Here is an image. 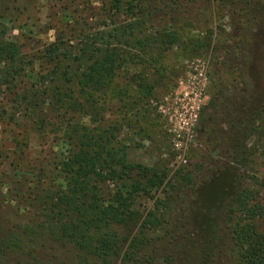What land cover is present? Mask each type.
<instances>
[{
    "label": "trees",
    "instance_id": "16d2710c",
    "mask_svg": "<svg viewBox=\"0 0 264 264\" xmlns=\"http://www.w3.org/2000/svg\"><path fill=\"white\" fill-rule=\"evenodd\" d=\"M17 1L0 0V125L15 130L0 209L16 205L19 218L0 220V264H264L253 178L223 177L227 189L218 180L238 161L264 165L257 93L264 64L256 51L264 0H209L219 16L235 18L214 38L196 36L187 18V7L203 0H45L51 10L58 5L59 18L54 41L36 55L23 53L2 26ZM178 49L210 54L198 128L208 152L197 149L194 163L169 177L165 165L132 162L134 145L120 134L131 121L156 127L155 87L174 71L165 60ZM130 69L132 90L115 91L117 73ZM115 100L122 106L114 110ZM31 134L59 153L27 161ZM141 198L153 201L145 216Z\"/></svg>",
    "mask_w": 264,
    "mask_h": 264
},
{
    "label": "rangeland",
    "instance_id": "374dc122",
    "mask_svg": "<svg viewBox=\"0 0 264 264\" xmlns=\"http://www.w3.org/2000/svg\"><path fill=\"white\" fill-rule=\"evenodd\" d=\"M50 6L51 3L46 2L45 0H18L16 2L17 9H12L10 11L13 14L12 21L4 22V24L2 23V26L6 28V37L9 39L16 38V40L22 45L23 53L36 55L38 52H41L43 48H45L46 44L54 41L55 34L51 28H55V26H57V19L59 18L58 14L56 15L58 12V5L52 10L50 9ZM92 8H94L91 12L92 16L93 14L99 15V4L93 3ZM211 8L212 2L209 3V0L198 1V3L187 7V18L190 21V26L193 28L196 36H202L204 34L208 35V33L211 32L214 38V35L219 31V28L225 30L226 32H230V25L235 24V18L231 19L225 15L223 18V13H219V16L216 12H214L215 9ZM82 9L83 7H80L79 11ZM260 13L262 16L261 34L263 37L260 38V41L257 43L256 51L259 61L264 64V6L261 7ZM86 14L88 15V13ZM92 20L94 21L92 23H95L96 25L98 24L97 18H92ZM165 61L169 67L174 69V71L171 74H168L166 78L161 79L159 84L155 87V94L157 98L156 101L154 100L152 102V117L153 123L156 124V127H153V125H145L142 122L133 124L134 121H131V123L128 122V124L123 127L120 138L129 145L131 144V147L134 145V147L130 150V160L132 162H138L150 168L165 165L169 170V177H171L182 165L179 164V159L172 149L173 136L168 132V118L174 114L176 107H178L175 105V102H179V100L182 99L184 83L187 79L191 78V76H193V79L196 77L198 72H196V69H199V65L204 62L208 63L207 73L209 74L211 60L210 54H207V56L197 57L188 55V53L178 49L170 52ZM34 68L36 72L38 70L37 62L34 64ZM132 73V69L128 72L125 70L119 71L114 79L113 89H115V91L122 89L129 93L133 86L131 83ZM259 82L257 93L264 95V75H261ZM4 96L6 95H2V89H0V100ZM113 104L114 110L118 106H122L117 103L116 100ZM201 111L197 118L193 134V144H191L187 154V162L185 165L194 163L193 155L198 151L197 149H200L201 152H208V149L205 146H201L203 138L200 137L201 133L198 132V128L201 123ZM110 114V120H114L115 113L113 109L110 111ZM129 120H131V117H129ZM127 125L129 128H127ZM140 128H145L146 133H142ZM14 131L13 125H0V179L2 173L9 174L10 172L9 169H7V166L10 158L13 157L12 152L14 144L12 141V134ZM254 140L255 138L249 140L247 142L248 146L254 144ZM51 148L54 152L59 153L60 151L56 146L51 147L49 143L45 144V142H42L38 135L31 134L27 148V161L35 163L45 160V158L50 154ZM3 156L6 157V160L4 161L6 163L3 162ZM243 163L244 162L238 161V163L229 164V169H227L225 173H222L218 178L220 182L219 186L223 189H227V183L225 184L223 177L232 178L236 174H242L246 177L253 178L250 186L259 190L258 204L262 208V215L257 219L255 225L257 226V230L264 234V165H260L257 159H253V164H251L252 166L249 164L244 166ZM206 188L208 187L205 186V189ZM156 196H159V194ZM152 203V200L141 198L138 200L137 209L145 216L146 212L151 208ZM10 206H12L14 210ZM15 209L16 205H3V208L0 209V220L6 222L7 225L14 224V222L17 223L19 218L15 213ZM217 214L218 212L211 211L210 216H215ZM219 215L221 216L220 213L218 216ZM209 219L211 218L209 217ZM207 223V230L210 225H215L213 220L207 221ZM203 235L205 238H210L209 234Z\"/></svg>",
    "mask_w": 264,
    "mask_h": 264
},
{
    "label": "built area",
    "instance_id": "2783aa9c",
    "mask_svg": "<svg viewBox=\"0 0 264 264\" xmlns=\"http://www.w3.org/2000/svg\"><path fill=\"white\" fill-rule=\"evenodd\" d=\"M196 69V77L191 76L184 83L182 99L175 102L176 110L168 118L169 133L172 134V149L179 159V164L185 165L187 154L193 144V134L197 123L198 115L203 105L208 100L207 90L208 80V63L204 62Z\"/></svg>",
    "mask_w": 264,
    "mask_h": 264
}]
</instances>
